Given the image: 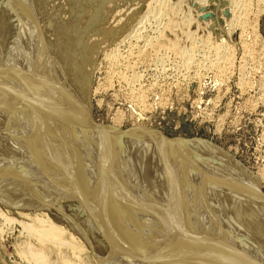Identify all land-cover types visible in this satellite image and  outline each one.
<instances>
[{
    "label": "bare ground",
    "instance_id": "6f19581e",
    "mask_svg": "<svg viewBox=\"0 0 264 264\" xmlns=\"http://www.w3.org/2000/svg\"><path fill=\"white\" fill-rule=\"evenodd\" d=\"M36 1L0 0V196L2 192L6 193L1 203L30 217L26 226L36 232L38 241L43 244L58 243L57 239L63 231L75 230L71 234L69 232L73 237L69 240H76L73 242L78 245L62 240L58 245L71 244V248L79 247V250L80 246L90 244L93 250L101 252L102 264H264V202L259 201L254 189H247V176L242 174L240 165L230 158L227 161L224 152L208 144L194 141L193 146H198L199 153H192L196 158L192 162L186 159L187 148L183 151L188 146L186 141L181 144L178 141L163 143L168 150L159 152V143L156 142V145L149 138L143 140V137L131 133L95 127L88 119L90 105L71 88L72 81L68 82L70 59L76 48V43L74 46L70 43L74 41L70 32L77 23L68 19L70 16L67 17L70 21L57 26L61 23L62 17H59L66 16L63 14L65 7L69 8L75 2L66 0L69 2L58 4L65 6L57 8L56 4L52 7L49 0H43V3H39V0V4ZM249 2L239 0L240 4H236L242 5L245 10ZM130 6L129 0H121L118 4L111 2L109 18L106 16L110 24L131 19L134 10ZM164 6L165 0H159L157 4L147 7L145 13L154 19V16L162 13ZM23 12L32 18V24L38 28L36 34L29 24L23 25ZM76 13L73 12V15ZM93 16L94 13L92 19ZM57 19L59 21L55 26ZM141 21L135 23L125 35L131 47L130 41L136 44L135 50L134 45L128 49L125 55L129 56L126 57L144 52L138 41L150 46L157 44L154 40L162 36L158 24V27L153 25L154 36L146 38V33L144 35L142 32L148 27L147 19ZM241 22L246 21L241 19ZM123 39L121 43L126 40ZM82 41L78 42V49ZM117 48L112 49L108 56L111 64L125 58L123 53L127 50L121 53ZM191 48L178 50L182 65L188 72L198 65ZM225 49L228 50L223 42L212 47L214 69L224 68L220 64L230 55ZM138 62L121 63L129 71L128 82L125 81L129 85L135 86L140 76L134 70ZM161 69L164 72L168 70L164 66ZM220 69L217 71L220 72ZM123 74L120 76L126 77V73ZM120 76L117 78L121 79ZM141 95L137 96L140 98ZM106 141L112 143L107 149ZM128 144L131 154H127L123 160L119 156L122 157L120 153L127 150ZM205 147L210 151L207 152ZM161 154L175 161L177 164H172L174 168H170H178L179 171L168 173L165 169L167 166L163 165L166 161L160 159L163 158ZM211 159L220 162L215 164L219 166L218 174L216 169V172L208 170L215 166L211 167ZM225 165H229L230 169ZM223 176L224 181L218 182ZM65 207L72 208V214H65ZM49 216L54 220H47ZM61 220L63 224H69L65 226ZM86 223H89L88 227ZM86 230L91 235L90 230L95 231V236L87 235ZM31 251L25 253L31 261L46 264L41 252ZM66 262L69 261L66 259Z\"/></svg>",
    "mask_w": 264,
    "mask_h": 264
},
{
    "label": "rangeland",
    "instance_id": "374dc122",
    "mask_svg": "<svg viewBox=\"0 0 264 264\" xmlns=\"http://www.w3.org/2000/svg\"><path fill=\"white\" fill-rule=\"evenodd\" d=\"M38 1H36V4L43 3V0H40L39 3ZM49 1L52 3V7L57 5V8L65 6L63 4L58 5L60 3L66 4L69 2L66 0H57V2L55 0ZM92 1L72 0L77 5L72 3L69 7L70 9L65 7L66 11L63 14H66V16L59 17H62L60 19L61 23L58 24V19L55 22V26L57 24V26L64 25L66 21H70L68 19H73L77 23V28L74 27L75 29L73 28V31L70 32V36H73L72 39L74 40L70 43L71 45L76 43L75 46L73 45L76 48L73 53L74 56L70 59L71 64L69 63L71 70L69 72L70 75H68V82L71 83L72 81L71 88L74 89L79 97H83L81 98L82 101L90 105L88 109L90 118L88 119H93L90 122L97 128H109L118 133H131L135 136L137 135L136 137L139 138L141 136L143 140L145 137L146 140L148 138L154 140V143H159H156V145H160L158 146L159 152H162L164 149L168 150L167 146H163V143L178 141L181 144V142L186 141L185 144L189 148L188 146L181 148H183L184 152L187 148L185 153L188 156H185L188 158L186 159L189 161L192 160V162L196 160L192 153L195 151L199 153L198 146H193L194 141L219 149L227 155H223L227 161L230 158L233 162L240 165L242 174L248 177H246L247 189H254V193L257 194L256 197L258 199L260 198L259 201L264 202V0H249L250 2L245 10L242 8V5H239L241 7L238 6L240 4L238 3L239 0L237 2L236 0H165L162 13L164 14L165 12L166 15H161L162 13L156 15L158 17L156 18L154 16L155 20L150 15L147 16L145 12H147V7L157 4L159 0H129L131 2L129 8L134 10L132 17H130L131 19L123 20L124 22L122 21L121 23L112 22L113 24H110L111 21L108 19V7L111 2L118 4L121 0H94L95 3ZM82 2H86V4ZM88 3L91 4L89 5ZM53 4L56 5L53 6ZM51 5H49L50 8ZM74 7L77 10L73 9ZM73 12H77V15H73ZM92 13H94L93 19ZM75 15L76 17L78 16V22H76ZM238 15L242 21L244 20L246 22H241ZM232 16L234 19L237 18L235 20L236 22L238 21L240 23L237 24L234 22ZM67 17L70 18L67 19ZM146 19V25L148 27H145L146 29H143L142 33L144 35L146 33V38L152 35L154 36L153 25L157 26L159 24L162 27H159V29L163 31L159 34L162 36H158L159 40L156 38L158 41L154 40V42L160 44L156 46L157 44L152 42L154 46L153 44L149 46V44L145 43L143 45L142 41H138L137 44H140L139 46L144 49V52H138V54L140 53L139 56L137 54L138 57H126L129 56L125 55L128 49L134 45L133 50H135L136 44L134 41H130V43L132 42L131 47L127 43L125 35L131 30L130 28L134 27L135 23L138 24L141 20L144 22ZM21 20L23 25L28 26L29 24L32 32L36 34L38 28L32 24L31 17L23 12ZM113 25L116 26L114 27ZM150 25L151 27H149ZM105 34L107 39L105 38ZM123 38L126 40L121 43L124 40ZM80 40L83 41L80 44L82 46L79 48V51L77 46ZM172 42L177 45L175 46ZM222 42L224 47L228 49H225V52L227 53L229 51L228 53L230 55L228 54L229 57L227 56L226 61L220 59L222 61L220 66L224 68H219V72L217 71L219 70L218 67L214 69L215 66L213 63L215 62L213 59L215 56L212 55V47L217 44L220 45ZM209 43L212 45L211 48ZM167 45L170 46V49ZM85 47H89L88 50ZM116 47L120 49V52L127 50L123 53L125 60L122 59L119 62L120 64L117 63L120 69L114 62L111 64V60L108 58ZM186 48H191L192 54L194 51V59L198 62L197 67L195 66L196 69L194 68L196 71L191 68L193 71L189 70L188 72L182 65L183 61L181 56H179V51L185 50ZM154 51L157 53H154ZM134 61L135 63L139 61L136 64L138 67L134 63V67H136L134 70L140 76L135 81V86L131 85V83L130 86L127 83L128 77L130 76L128 74L129 71L124 69L121 63H133ZM112 65L114 66L111 67ZM163 66L165 69H168L166 72H164V69H161ZM115 70H118L116 71L117 73ZM125 70L126 72H124ZM112 72L115 73L113 74ZM118 72L119 75L117 76ZM122 72L124 74L126 73V77L122 78L120 76ZM119 76L121 79H118ZM73 81L75 82L73 83ZM130 91L132 93L136 91L133 93L136 95L134 96ZM137 95H141V99ZM136 96L137 98L135 99ZM105 143L106 149L112 145L110 141H106ZM190 144H192V147ZM129 146L128 144L125 152H119L122 155V157L119 156L121 159L124 160L127 154H131ZM206 151L209 152L210 150L207 148ZM163 155L161 154L160 157L163 158L160 159L166 161V164L164 163L163 165L167 166V168L164 167L167 172L173 174V171H179L178 168L174 170V166H172V164L177 163L170 161L169 156ZM189 155H191V158ZM131 157L133 156L131 155ZM164 158L169 161L164 160ZM209 163L212 167L220 162L211 159ZM131 164L133 165V162ZM168 167H173V170L171 168L168 169ZM225 167L230 169L229 165H225ZM215 169L217 171L219 166L215 165L212 170L210 168L208 170L209 172H216ZM237 169L240 170L238 167ZM223 173L225 174L226 172L223 171ZM216 174H218V171ZM174 175H177V173H174ZM243 175L240 174V176ZM223 178L224 176L218 182H223ZM2 194L6 195L5 192H2ZM3 195L0 196V264H35L33 260L31 261L27 257V254L25 255L31 249V252H41L45 257L46 264H66V259L69 261L67 264H72V262L73 264H102L101 257L99 256L101 252L97 251L98 249L93 250L90 244L85 245L87 248L82 245L85 249L80 246V251L78 250L79 247L76 249L71 248V244L78 245L73 242L76 240H69L72 237L70 234L75 232L73 229L63 231L62 236L57 239L58 243L60 240L69 243L70 241L73 242L68 244L69 246L71 245L70 248L65 245L66 243L64 246H61L58 243L52 244L50 242L51 244H43L38 241L36 232L26 226V223L30 222V217L21 213L19 210L17 211V209L3 205L1 203L4 199ZM68 209V207H65V214H72L73 209ZM49 217L46 219L54 220L51 216ZM63 222L61 220L62 224ZM67 224L69 223L66 222L63 225L67 226ZM86 224V227H88L89 223ZM93 230L96 231V229ZM90 231L95 236V231ZM86 233L91 237L93 235L87 230ZM60 247L61 249H59ZM89 247L92 248L90 249ZM96 253L98 254L96 255ZM98 260H100V263Z\"/></svg>",
    "mask_w": 264,
    "mask_h": 264
}]
</instances>
